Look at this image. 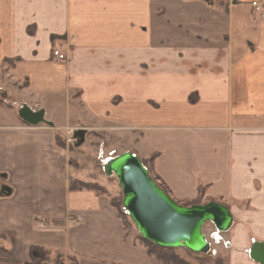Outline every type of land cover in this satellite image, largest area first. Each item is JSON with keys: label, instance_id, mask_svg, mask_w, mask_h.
<instances>
[{"label": "crops", "instance_id": "crops-1", "mask_svg": "<svg viewBox=\"0 0 264 264\" xmlns=\"http://www.w3.org/2000/svg\"><path fill=\"white\" fill-rule=\"evenodd\" d=\"M55 46L68 61L57 62ZM8 88L0 264H29L32 246L77 264H158L110 190H70L80 178L64 134L75 118L127 139L141 159L157 154L153 175L177 202L197 200L204 186L201 204L233 214L230 264H258L248 249L264 242V20L248 0H0V90ZM25 104L53 125L22 120Z\"/></svg>", "mask_w": 264, "mask_h": 264}, {"label": "water", "instance_id": "water-1", "mask_svg": "<svg viewBox=\"0 0 264 264\" xmlns=\"http://www.w3.org/2000/svg\"><path fill=\"white\" fill-rule=\"evenodd\" d=\"M19 116L32 125H53L46 120L44 110H34L27 104L20 108ZM86 133V129L75 132L76 146L84 143ZM104 170L108 176L117 177L122 188L124 210L139 234L154 244L207 254L210 244L203 232L205 224L210 221L221 232L229 231L233 225V214L223 203L209 201L190 206L178 203L157 183L133 151L114 156ZM249 255L258 264H264V242L253 243Z\"/></svg>", "mask_w": 264, "mask_h": 264}, {"label": "rangeland", "instance_id": "rangeland-1", "mask_svg": "<svg viewBox=\"0 0 264 264\" xmlns=\"http://www.w3.org/2000/svg\"><path fill=\"white\" fill-rule=\"evenodd\" d=\"M241 1H246V0H241ZM4 80H5L4 83H8L6 84L7 86L11 82L9 77L4 78ZM6 90L7 89H4V91H2L1 89L0 94H5ZM9 93H10V88H8V91L5 95ZM5 95H3V97H5ZM0 96H1L0 103L5 104L4 102L6 101L11 103L10 96L7 95L8 98L6 97V99L3 98L2 95ZM72 121L73 122L68 126L72 129L78 127L82 128V126L87 127L86 139L84 143L81 144L80 146H76L74 144L76 141L74 142V140L69 141V139H71V137L73 136V132L71 129L69 130L68 128V133L66 129L64 134V136H66L67 138V143L70 149L73 150L72 156L74 157H72V160L75 166L79 169V172L74 171L76 173V177H79L80 179H87V177H92L93 178L92 180L94 182H98L99 184L106 186V188H108V190H110L112 194L122 196L123 198L122 188L118 182L117 177L115 175L108 176L106 174L103 168V160H106V158H109L114 155H119L127 151L129 146L128 140L110 134L107 135L106 133H101V134L93 133L90 131L89 129L90 126L87 122L86 124L78 123L77 118L73 119ZM133 152L137 154L136 151ZM214 231H215L214 224L210 221L207 222L203 228V232L206 234L208 241L212 243L214 250L216 251L215 253L198 254L186 248H176L173 254H175L180 260L177 264H230L231 255H232L230 249L233 248L232 247L233 245L230 241L231 238L229 237V233H227L228 231L221 232V235H219L220 241L218 242L212 238V233H214ZM249 250L250 248L248 249V256H249ZM155 260L156 262H158V264H176V263H166L163 261L161 262L157 259ZM241 260L242 261L239 264H249V262L244 260V258ZM69 264H73V262L69 261Z\"/></svg>", "mask_w": 264, "mask_h": 264}, {"label": "trees", "instance_id": "trees-1", "mask_svg": "<svg viewBox=\"0 0 264 264\" xmlns=\"http://www.w3.org/2000/svg\"><path fill=\"white\" fill-rule=\"evenodd\" d=\"M52 41L55 43L56 40L62 39L60 36L52 35L51 36ZM20 58L18 59H8L6 58L4 60L5 63L8 64H14L15 61H19ZM192 101L194 100L192 97L190 98ZM56 140L58 145L65 147L66 142L64 141V137L61 135L60 132L57 133ZM70 149V147H69ZM71 150V149H70ZM73 151V150H71ZM157 154H152L150 158L148 159H142L144 162V165L148 168L150 174L153 176V178L157 181V183L164 189L166 192H168L167 188L163 185V183L159 182V178L155 175H153L152 172V166H153V161L154 158L156 157ZM70 190H90L94 191L97 194H110V191L106 186L99 184L98 182H93V181H87V180H82V179H72L70 182ZM205 191L204 186L199 187V193L200 196L197 200L192 201V202H186L183 203V205L190 206L193 204H201L202 200V194ZM112 198V204L114 207L118 210L120 217L124 221V225L126 229H130L135 227L133 221L131 218L128 216L126 211L124 210L123 206V198L122 196L119 195H114L110 194ZM179 203V202H178ZM181 204V203H180ZM138 243L143 245L150 256L154 257L155 259L159 261H163L166 263H178L180 260L179 258L173 254L174 250L176 248H167V247H162L157 244H154L153 242L143 238L140 234L137 237ZM69 261H72L73 264H77V261L75 258H68L65 254L59 251L55 250H50L46 249L44 247L40 246H32V255L29 260V264H69ZM182 263V261H181Z\"/></svg>", "mask_w": 264, "mask_h": 264}, {"label": "built area", "instance_id": "built-area-1", "mask_svg": "<svg viewBox=\"0 0 264 264\" xmlns=\"http://www.w3.org/2000/svg\"><path fill=\"white\" fill-rule=\"evenodd\" d=\"M248 4L249 6L253 9V11L256 13V15L264 20V0H248ZM52 56L59 62H66L69 60L70 58V52L64 48L63 46H57V47H54L52 49ZM78 130V128H75L72 130L73 132V136L71 137V139H69V141H72L74 140V144L76 145V143L78 142V140L75 138V132ZM105 166V160H103V168ZM215 227V231L214 233H212V238L216 241H220V238H218V234L221 232ZM209 244H210V250L208 251L207 254H212V253H215L216 251L214 250V247L212 245V243L210 241H208ZM255 243V241H254ZM230 246V245H229Z\"/></svg>", "mask_w": 264, "mask_h": 264}, {"label": "bare ground", "instance_id": "bare-ground-1", "mask_svg": "<svg viewBox=\"0 0 264 264\" xmlns=\"http://www.w3.org/2000/svg\"><path fill=\"white\" fill-rule=\"evenodd\" d=\"M126 152V151H125ZM122 154V153H121ZM114 156H116V155H114ZM114 156H111V157H109V158H106V160H105V165H107V164H109V162L112 160V158L114 157ZM108 168H106V170H107ZM219 232V231H218ZM219 235H221V232L217 235L218 236V238H219ZM207 238V237H206ZM207 241H208V239H207ZM256 242V241H255Z\"/></svg>", "mask_w": 264, "mask_h": 264}]
</instances>
